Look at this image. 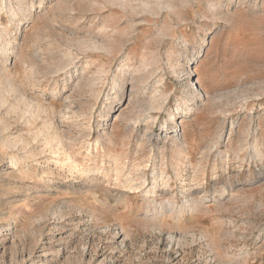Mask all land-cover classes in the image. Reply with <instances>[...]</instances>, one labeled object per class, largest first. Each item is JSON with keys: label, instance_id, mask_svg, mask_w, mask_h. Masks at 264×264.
Returning <instances> with one entry per match:
<instances>
[{"label": "rangeland", "instance_id": "374dc122", "mask_svg": "<svg viewBox=\"0 0 264 264\" xmlns=\"http://www.w3.org/2000/svg\"><path fill=\"white\" fill-rule=\"evenodd\" d=\"M0 32V264H264V0H0Z\"/></svg>", "mask_w": 264, "mask_h": 264}, {"label": "bare ground", "instance_id": "6f19581e", "mask_svg": "<svg viewBox=\"0 0 264 264\" xmlns=\"http://www.w3.org/2000/svg\"><path fill=\"white\" fill-rule=\"evenodd\" d=\"M145 3V2H144ZM124 4V3H123ZM129 4H130V2H129ZM111 5V4H110ZM113 5V4H112ZM113 7V6H112ZM121 8V7H120ZM123 9V8H122ZM136 9V8H135ZM14 16V15H13ZM3 35H2V32H0V38H3L2 37ZM2 40V39H1ZM112 40V39H111ZM90 43V42H89ZM85 45H87V44H85ZM101 45H103V44H101ZM86 47V46H85ZM98 47V46H97ZM94 48V47H93ZM96 48V47H95ZM98 49H100L99 47H98ZM104 50V49H103ZM110 50V49H109ZM105 51V50H104ZM106 52H107V50H106ZM5 53V52H4ZM146 58V57H145ZM150 60H152V59H150ZM61 67V66H60ZM150 67H152V66H150ZM34 68V67H33ZM58 69V68H57ZM56 69V70H57ZM60 69H62V68H60ZM59 69V70H60ZM61 71V70H60ZM185 72H187L186 70H185ZM189 72V71H188ZM187 72V79H190V73H188ZM86 77V76H85ZM87 78H89V77H87ZM83 79V78H82ZM141 81H142V79H141ZM88 82H90V80L88 79ZM188 82H190V81H188ZM90 85V84H89ZM192 85V84H191ZM12 88H13V86H12ZM190 88V87H189ZM192 88V87H191ZM12 91H13V89H12ZM11 90H10V92H12ZM9 92V93H10ZM14 92V91H13ZM194 92H196V90L194 91ZM195 94V93H194ZM203 96V97H202ZM201 96V98L200 99H206V98H208V94H203ZM23 99V98H22ZM26 99V98H25ZM27 100V99H26ZM24 101V100H23ZM203 101V100H202ZM7 101H6V99L4 98V97H2V96H0V105H5V103H6ZM26 102V101H25ZM152 105V104H151ZM150 105V106H151ZM154 106L152 107V109L151 110H153L154 111ZM160 108V107H159ZM158 108V109H159ZM12 109L13 110H15V108L14 107H12ZM36 109H38V107H36ZM188 109V112H191L194 108L193 107H188L187 108ZM150 110V111H151ZM31 110H29V112H30ZM38 111V110H37ZM37 111H35V112H37ZM33 112V111H32ZM24 113V112H23ZM31 113V112H30ZM29 113V114H30ZM36 114H38V113H36ZM122 114V113H121ZM34 115V116H33ZM33 115H32V117H34L35 118V113L33 112ZM139 116H141V115H138L136 118L138 119V117ZM136 118H133V121L136 123L137 121V119ZM52 124H49L48 122H47V124L42 128V129H38L35 133H34V140L36 139V138H38V137H40V136H42V135H44V137H45V143L44 144H46V147H49L50 149H51V152H53V154L54 155H57V156H59L62 152L61 151H63L62 150V148H63V143H62V140H60V139H58V137L55 135V138H53V137H51L50 136V129H52ZM75 140V139H74ZM107 140L109 141V143L112 145V146H115L116 145V138L115 137H113V136H110L109 138H107ZM69 140H67V142H68ZM71 141H73V140H71ZM172 141V140H171ZM176 142H178L177 140H175L174 141V139H173V143H172V145H171V150H172V152L176 155V159L174 160L175 161V163L176 164H181V162H182V159H185L184 158V155L186 154V152H185V145H180V144H178V143H176ZM72 143V142H71ZM76 143V142H75ZM84 143V142H83ZM100 143V142H99ZM183 143V142H182ZM185 143V142H184ZM11 145H12V143H10ZM70 144V143H69ZM82 143H80V145H81ZM87 144V143H86ZM98 144V143H97ZM79 145V146H80ZM88 145V144H87ZM101 145V144H100ZM100 145H98V148H97V152H96V155L98 156V154L101 152V148H99V146ZM104 145V144H103ZM67 147V146H66ZM90 147V146H89ZM104 148V147H103ZM65 149V148H64ZM166 147L164 146L163 147V149H162V151H163V154L161 155V161H162V163L160 164V165H163V161H164V159H165V153H166ZM83 150V149H82ZM99 150H100V152H99ZM79 151V150H78ZM44 153V152H43ZM77 153V152H76ZM111 153H113L112 152V150H111ZM64 154V155H63ZM63 158H62V160L60 159V160H58V159H56L57 160V163L58 164H60L61 165V167H62V169H68L69 170V172L70 173H77V174H80L81 176H83V178H85L86 180H88V182H94V180H92L91 178H86V176L88 175V172H87V170L86 169H84V168H80L81 166L77 163V160L74 158V156H73V154H71L70 152H68V149H67V151H63ZM116 154V153H115ZM53 155V156H54ZM90 155L91 156H93V154H91L90 153V149H89V151H88V157H90ZM95 155V156H96ZM12 156V155H11ZM17 156V155H16ZM106 156H108V155H106ZM56 157V156H55ZM112 157V156H111ZM58 158V157H57ZM126 158H122L121 156H116L115 155V158H114V160H113V162H112V164L115 166V174L117 175V176H119L120 177V175H123L124 174V170H122V169H120V167L121 168H124L125 167V165L123 164V160H125ZM11 160L12 161H14V163H16V162H18V158H16L15 157V155H14V157H12L11 158ZM96 160V158L94 159V161ZM102 161H104V160H102ZM56 162V161H55ZM137 166V165H136ZM101 173V172H100ZM135 173V175H136V173H137V176H135V175H133ZM158 172L156 171H154L153 173H152V179L155 181V183L154 184H156L152 189L150 188L148 191H146L147 190V188H148V186H147V182H148V178H147V176H148V174H147V172H143V170H141L138 166L134 169V168H132V169H130L129 170V174L127 175V179H126V182H130V190H136V191H139V192H144V191H146L147 192V194L145 195V202H146V204L148 203V201H151L150 203H152V202H154L153 201V199H152V197L154 196H157V189L158 188H160V185L161 184H159L160 182H162V184L164 185V183H166V181H168L169 180V177L168 176H165V172H164V170H162L160 173H161V177H160V182H158V174H157ZM102 174V173H101ZM93 179H95V178H93ZM138 184H140V186L139 187H137V188H134L133 187V185H138ZM159 184V185H158ZM153 193V196L151 195ZM144 196V195H143ZM117 197V199L120 197V195H117L116 196ZM121 198V197H120ZM156 198V197H155ZM149 204V203H148ZM169 206H171V205H169ZM161 212H164V210L162 209V206H161V209H159ZM170 210V209H169ZM159 211V212H160ZM170 211H172V210H170ZM179 212V211H178ZM181 212V211H180ZM179 212V213H180ZM169 239L171 240V241H174V238H173V236L171 237V236H169Z\"/></svg>", "mask_w": 264, "mask_h": 264}]
</instances>
